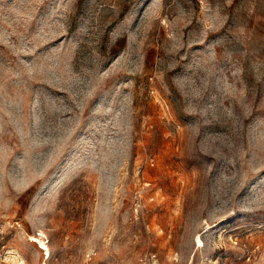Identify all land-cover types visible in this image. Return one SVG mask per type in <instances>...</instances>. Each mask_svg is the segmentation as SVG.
<instances>
[{
    "label": "rangeland",
    "instance_id": "obj_1",
    "mask_svg": "<svg viewBox=\"0 0 264 264\" xmlns=\"http://www.w3.org/2000/svg\"><path fill=\"white\" fill-rule=\"evenodd\" d=\"M0 264H264V0H0Z\"/></svg>",
    "mask_w": 264,
    "mask_h": 264
},
{
    "label": "bare ground",
    "instance_id": "obj_2",
    "mask_svg": "<svg viewBox=\"0 0 264 264\" xmlns=\"http://www.w3.org/2000/svg\"><path fill=\"white\" fill-rule=\"evenodd\" d=\"M212 227V225L211 224H208L207 225V228H206V230H209L210 228ZM201 236H199L198 237V239H197V244H201V245H203V241H202V234L201 233H199ZM32 240H37V238L36 237H34ZM41 242V241H40Z\"/></svg>",
    "mask_w": 264,
    "mask_h": 264
}]
</instances>
